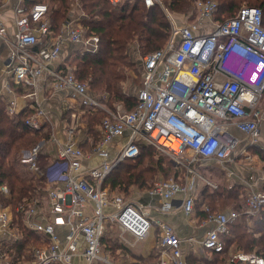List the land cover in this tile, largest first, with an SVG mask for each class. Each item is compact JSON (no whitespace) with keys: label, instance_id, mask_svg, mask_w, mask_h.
Segmentation results:
<instances>
[{"label":"built area","instance_id":"built-area-1","mask_svg":"<svg viewBox=\"0 0 264 264\" xmlns=\"http://www.w3.org/2000/svg\"><path fill=\"white\" fill-rule=\"evenodd\" d=\"M108 1L115 5L122 0ZM142 1L146 6L159 4L168 15L160 0ZM194 4V19L185 18L177 23L171 16L164 45L141 56L142 82L134 93L136 102L123 113L118 108H107L86 83L75 77L71 67L54 64L60 58L63 42L95 52L99 36L83 30L75 21L74 12L68 15L63 29L52 35L45 2L27 5L21 1L16 5L14 49L8 64L14 80L35 87L41 78L48 77L54 89L71 91L79 105L93 110L101 108L105 115L100 136L88 153L74 140L77 116L75 122L65 126L64 140L53 128L50 130V143L54 144L47 152L50 157L45 165L38 162V146L21 150L20 159L41 182L38 189L43 201L32 198L15 209L23 213V227L41 235V245L20 256L8 252L22 232L13 223L11 208L0 206V264H123L101 251L108 223L117 227L125 246L126 235L134 240L133 245L147 238L151 228L157 226V259L147 264H189L183 241L169 224L150 217L145 206L132 197L110 192L103 182L120 161L138 154V142L154 145L190 172L193 169L189 165L200 159L222 164L231 161L241 141L237 131L247 136L250 145L256 142L264 123L262 10L242 5L233 17L221 22L214 17L216 0H195ZM205 20L211 26L205 25ZM5 31L0 24V36ZM37 44L42 45L34 49ZM34 102L33 112L25 119L32 129L47 122L44 109L37 99ZM8 111L14 113V100H10ZM126 131L127 138L118 142L112 153L109 145L126 135ZM185 153L188 158H184ZM94 154L101 156V162L87 166L85 161ZM192 189V179H158L148 193L163 199L159 208L164 211L173 208L172 198L176 194H182L180 207L190 214L195 206ZM0 191L7 193V185H1ZM263 207L262 186H248L243 211L251 215ZM204 210L213 226L201 240L188 241L200 244L204 251L222 252L227 225L236 221L240 213L233 209L211 211L208 206ZM226 263L264 264V257L236 249L228 254Z\"/></svg>","mask_w":264,"mask_h":264},{"label":"trees","instance_id":"trees-1","mask_svg":"<svg viewBox=\"0 0 264 264\" xmlns=\"http://www.w3.org/2000/svg\"><path fill=\"white\" fill-rule=\"evenodd\" d=\"M37 1L44 2V0H26L25 3L28 5ZM46 1L50 5L48 6L50 28L52 34H56L61 22L65 19L72 0ZM160 1L170 14L183 15L188 20L195 18V0ZM243 2L244 5L261 8L264 26V0H217L215 20L222 22L233 17ZM83 6L86 11L82 22L83 26L86 32L99 36V47L95 52L81 51L74 54L75 58L72 61L78 66L74 73L75 77L82 82L86 80L90 88L98 94L91 91L98 95V98L109 108L113 109V105L120 102L128 111L133 108L136 102L135 95L127 93L122 85V81L126 78V69L133 67L135 69L136 67L131 49L136 45L139 55L142 56L161 48L170 33L167 15L159 4L154 3L146 6L142 0H122L115 5L108 0H83ZM31 112L28 110L10 117L0 102V185L6 183L9 188L8 195L0 193V202L13 207L14 224L23 234L22 240L15 244L18 256L21 255L28 241L37 242L34 246L41 245V235L24 228L22 225L23 213L14 209L19 204L28 201L35 193L36 186L41 183L35 177L33 178V175L30 177L28 170L24 171L27 164L20 161L19 155V149L30 148L42 137L43 132L33 131L25 123L26 117ZM104 115L105 112L102 109H98L91 115H86L89 118L87 120L89 130L94 135L93 145L98 140L94 128L95 122H100ZM138 145V154L120 161L106 177L103 182L104 186L108 185L112 190L119 186L120 189L128 193L131 186H136L139 189L151 188L156 172L164 175L170 174L173 166L171 163H167L168 167L165 166L163 156H161L164 154L160 153L152 144L138 142ZM83 148L86 149L87 146ZM253 148L255 147L250 149L253 150ZM262 152L264 155V150ZM261 157L264 158V156ZM42 158L43 156H40V159ZM118 169L120 173L115 175L114 172ZM173 175L175 174L173 173ZM235 186L242 187L238 183ZM224 187L220 190L211 189L209 193H204L205 189H203L195 198V206L201 212L202 218H206L208 215L202 208L200 209L202 204L208 206L211 211H216L218 207L225 208L228 204L233 210L240 213L236 221L228 223L227 231L222 236L224 250L212 253L214 255L224 254L226 258L228 250L231 247H236L238 250L247 253L256 252L264 257V207L257 213L248 215L243 211L244 203L240 202L243 194L240 189L232 190ZM262 188L264 189V184ZM217 197L223 201L222 205L216 202ZM227 199L233 201L231 205L225 202ZM249 220L251 224H248ZM32 243L28 244L26 248ZM156 256L157 254H155ZM185 259L189 264H217L219 262L217 259H199L191 254Z\"/></svg>","mask_w":264,"mask_h":264},{"label":"crops","instance_id":"crops-1","mask_svg":"<svg viewBox=\"0 0 264 264\" xmlns=\"http://www.w3.org/2000/svg\"><path fill=\"white\" fill-rule=\"evenodd\" d=\"M21 1H24V3L26 2V0H0V24L4 25L5 30H6L4 36H0V102L3 104L4 111L6 112V114H8L10 117L12 116L14 117L15 115H18L24 111L31 110L33 112V109L35 107L34 100L35 99L38 100V105H40L45 111V120L47 117L46 124L40 126L39 128L33 129V131H40V133L43 132L41 139L35 145V146H38V148L43 143L47 142L49 144V146L47 147H50L51 149L52 148L51 144H54V143H50V138H51L50 131L48 130V132L46 133L45 129L52 130L53 128L54 131H56L54 133L64 140L65 135H66L65 126H69L71 123L75 122V117L77 116L79 129H78L77 134L76 132H74V137H75L74 140L76 142L78 141V143L80 144L82 148L87 146L86 149L83 148V151L88 153L90 150H92L94 135L89 130V126H88L89 123L87 121L89 120V118H87L88 116L86 115H91L93 112L101 108H97L93 110V109H88V108L86 109V107H82L81 105H79L78 99L75 98L71 94L72 93L71 91L69 90L57 91L56 89H54L53 86L51 85V79L48 77L41 78L38 84L35 87H32L23 82L22 83L16 82L14 80L13 75L9 71L10 66L8 64L11 61L10 55L12 53V50L14 49L12 45V40L14 39V35L16 33L15 8H16V5L19 4ZM66 20H68V17H65V19L61 22L59 30L61 29V27L63 29V26ZM204 24L211 26V23H209L206 20L204 21ZM52 35H55V34H52ZM42 39L43 37H41V41ZM41 45L37 44L36 46H34V49L38 48ZM69 47L79 48L81 51H85L79 45H76V44L73 45L72 43H69V42H63L61 45V52L59 56L60 58H58V60L54 62L56 66L71 67L65 57L66 54L69 52ZM141 82H142V79H141ZM10 100H14L15 102L14 113H10L8 111ZM114 106L116 109L118 108V110H122V109L125 110L124 106L120 102L115 103L113 105V109L115 110ZM106 107L109 108L107 105ZM72 114H75V116H73ZM42 121H43V118H42ZM100 123L101 121L100 122L96 121L95 127H94L98 138L100 136ZM237 133L244 135L245 140H247V136L245 134L239 131H237ZM127 135H128V131H126V135L116 138L109 145V148L111 149L112 153L116 149V144L124 140L125 138H127ZM255 143H260V145H262L261 132ZM251 145L249 144V142L240 141L238 147L235 150L236 152H234V155L231 161L227 163L226 165L220 163L221 168L224 171V174L228 177V179L229 177L234 179L233 180L234 182L241 184L246 189H248V186H252V185H254V187L262 186L263 185L262 181L264 178V170H262V168L264 169V158L263 157L260 158L257 153L251 152L249 150V146ZM243 147L245 148L244 152H242L243 150H241ZM41 153H42L41 150L38 149V153H37L38 162H39V156L41 155ZM19 155H21V153H19ZM101 160H102L101 156H99L98 154H94L90 157V159H88L85 162L87 166H94L100 163ZM191 179L193 180L192 192L196 198L198 195V191H199L198 182L195 178H191ZM3 184L7 185L6 183H2L1 185ZM106 187L110 190V192L115 193V191L112 190L108 185H106ZM131 190H132V193L130 196L145 206L146 210H148L149 212L150 217L161 219L167 224H169L172 227L173 231L179 236V238L182 239L183 252L186 258L189 254H191V255H194L196 258L202 259V256H204V253L209 252L207 250L204 252L200 244H197L195 242H190L188 241L189 240L188 238H195V239L201 240V238L205 234V231L208 228H211L213 226V222L207 220L206 218H202L201 212L198 211L196 206H194V210L192 211V213L185 214V212L180 207V202L183 197L182 194H179V193L176 194L172 198L173 208L171 210L164 211V210H160L159 208L163 200L160 196L150 195L148 193V189L142 190V189L135 187ZM0 193H3V192L0 191ZM3 194L8 195L9 188H8V192L3 193ZM0 206L10 207L12 216H13V207L10 204L5 205L0 202ZM205 206L206 205L202 204L200 209L202 208V210H204ZM219 209L221 210L226 209L227 211V210H231L232 208H229V207L220 208L219 207ZM13 221H14V217H13ZM155 230H159V228L157 226H153L148 235V239L150 240L152 239L153 233L155 232ZM22 236L23 234L21 233V238L19 240H16L15 242L14 241L12 242L11 246L8 248L9 249L8 252L11 251L16 254L15 244L19 242L20 240H22ZM156 240L157 241L155 242V237H153V240L150 243L151 246L149 248L143 249V251L147 253L146 255L156 250L158 238ZM27 250H23L22 253H27L26 252ZM224 264H227V263H224Z\"/></svg>","mask_w":264,"mask_h":264},{"label":"rangeland","instance_id":"rangeland-1","mask_svg":"<svg viewBox=\"0 0 264 264\" xmlns=\"http://www.w3.org/2000/svg\"><path fill=\"white\" fill-rule=\"evenodd\" d=\"M44 2L48 6H50L47 3L46 0H44ZM244 4L245 3L243 2L242 5H244ZM69 5L70 6H69V8L67 10V13H66L65 17H68L70 12H74L75 21H77L80 24L81 28H83V30L86 31V29H85V27L83 26V23H82L83 20H84L83 18L86 16V13H85L86 11L84 10V6H83V0H72ZM165 14H166V12H165ZM168 15H169V17H168ZM168 15H167L168 21H169V18L172 16L174 18L176 17L175 19L177 20L178 23H182V21L186 18V16H183V15L174 14V13L170 14L169 11H168ZM77 52H81V50L79 48L69 47V52L65 56L66 60L69 63V65L72 67L74 73H76V68L78 66L75 63H73L72 60L75 58L74 54L77 53ZM131 54H132L133 59L136 62V67H135V69H134V67L130 68V69H126V71H125L126 78H125V80L122 81V85H123L124 90L127 93L134 95V93L136 92L135 90H137L140 87L141 79H142V77H141L142 76L141 75V73H142L141 72L142 71L141 56L139 55L140 53H139L136 45L134 47H132ZM139 62H140V64H139ZM83 82L86 83V84L88 83L86 80L83 81ZM87 85H88L89 90L91 91L92 89L90 88L89 84H87ZM92 91H94V90H92ZM95 93L98 94L97 92H95ZM124 111L125 110L122 109L119 112L123 113ZM263 124L260 127L262 145H260V143H253L252 145H254V146H252V145L249 146V150L251 152H257V154H258V156L260 158H261V156H264L263 152H262V150H264V128H263L264 125ZM78 129H79V125L77 124L76 129H75L76 134L78 132ZM48 130L50 131V129H45V132L47 133ZM235 133H236V136L239 137V139L241 141L248 142V140H245L244 135H241V134H239L237 132H235ZM37 143L38 142H36L33 146H35ZM255 144H257V145H255ZM33 146H31L30 148H32ZM47 146H49L48 143H43L39 147V149L42 152L40 156H43L42 159H40V156H39V163L41 164V166L45 165V163L49 160V157H50L47 154V152L51 151V149H50V147H47ZM251 147H255V148H253V150H251L250 149ZM23 149L27 150V148H21V149H19V153ZM242 149H244V147ZM54 150H55V147H54ZM54 150H52L51 155H52ZM158 153H156V156H158ZM160 153H162V152L160 151ZM162 154H164V155H161V156H163V160H164L165 166L168 167L169 165L167 163H171L174 170L171 168V172H170L169 175H164V174H162L160 172H158V173L156 172L155 175H154V178H153V182H155L158 179H177V180H180V181L184 180V182H185V181L190 180L191 178L194 177L197 180L198 186H199L198 187V190H199L198 194H200V191L203 190V189H205L204 193H207V192L209 193L211 189L212 190H215V189L220 190V189L225 188L224 186H226L227 189L228 188L232 189V190L233 189L234 190H237V189L239 190L240 189V192L243 193L242 197L240 199V202H241V204L245 202V197L247 195V189L244 188L243 186L242 187H236L235 186L236 182L233 181L234 179H232L230 177L228 179V177L224 174V171L221 168V164L222 163L220 164V162L215 161V160L200 159V160H198V162L195 163V165L194 164L192 166H191V164L189 165L190 168L195 171V174H193V170L190 172L188 170V168L185 165H183L182 163L175 162L174 158H171L169 155H167L165 153H162ZM183 156H184V158H188L187 157L188 156L187 153H185ZM44 157H46L47 159L44 158ZM20 161H22L23 163L27 164L23 160H20ZM182 161L184 163H186V161L183 158H182ZM229 162H227V163H229ZM226 164L224 163V165H226ZM28 169H29V167H27V169H26V167H24V171H27ZM262 170H264V169L262 168ZM175 171H176V173H175ZM27 172H28L29 176L33 175L32 177L33 178L35 177V179H36L35 174H33L29 170ZM114 173H115V175H117V174L120 173V170L118 169ZM173 173L175 175H173ZM121 175H123V174L121 173ZM174 177H176V178H174ZM37 184H38V182H37ZM38 186H39V184L36 186V191L30 197V199L37 197V198H40L43 201V196H42V194H40ZM135 187L136 186H131L129 188V190H128L129 191L128 193H126L124 190L120 189L119 186L116 187L113 190L115 192H119V193L125 194L126 197H131L130 196L131 193H132L131 189H133ZM142 190H145V189H142ZM216 202L218 204H220V205L223 204V201H221L220 197H217ZM225 202L226 203L228 202L231 205L233 201L227 199V201H225ZM227 207L231 208L230 206H228V204H227V206H225V208H227ZM217 209H219V207ZM219 210H221V209H219ZM225 210L226 209L221 210V211H225ZM248 224H251L250 220L248 221ZM104 235L105 236L103 237L101 251L103 253H108L109 256L111 257L112 261H116L118 263H123V264H125V263L126 264H147V263L152 262V261L157 259V256L155 257V254H157L156 250L152 251L150 254L146 255L147 253L145 251H143V249L149 248L151 246L150 243L153 240V237H155V242L157 241L156 239L159 238V231L158 230H155L151 240L148 239V237H147L146 239H142V240L134 243L133 245L131 243L134 240L130 239L126 235V246L121 243V240L119 239L120 232H119V230L117 229V227L114 224H112V223H108L107 224V232ZM30 243H32V241H28L26 246L28 244H30ZM33 243H32V245L29 246L30 248H32L34 245L37 244V242L36 243L33 242ZM26 246H25L24 250L29 249V247L26 248ZM232 250H236V247H231L228 250V252L230 253ZM241 251H243V250H241ZM254 253H256V252H254ZM256 254H258V253H256ZM227 257L225 258L224 254H216V255H214L211 252H207V253H204V256H202V259L203 258H210L212 260L217 259V260H219V262H217V264H224L227 261ZM225 259H226V261H225ZM97 264H104V263L99 262Z\"/></svg>","mask_w":264,"mask_h":264}]
</instances>
